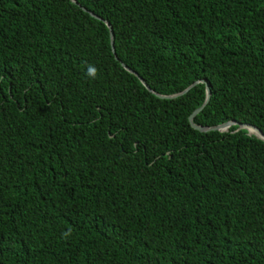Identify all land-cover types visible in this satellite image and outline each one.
<instances>
[{"label":"trees","instance_id":"obj_1","mask_svg":"<svg viewBox=\"0 0 264 264\" xmlns=\"http://www.w3.org/2000/svg\"><path fill=\"white\" fill-rule=\"evenodd\" d=\"M74 1L0 0V264H264V142L188 122L264 135V0Z\"/></svg>","mask_w":264,"mask_h":264},{"label":"water","instance_id":"obj_2","mask_svg":"<svg viewBox=\"0 0 264 264\" xmlns=\"http://www.w3.org/2000/svg\"><path fill=\"white\" fill-rule=\"evenodd\" d=\"M71 1L72 3H75L74 0H69ZM84 12H87V10L85 9H82ZM89 13V12H88ZM89 15L93 18H95L96 20H99V21H102V19H100L99 17H97L96 15L92 14V13H89ZM104 22V21H102ZM106 24V26L108 27L109 29V34H110V46H111V51L114 55V58L115 60L117 61V57L115 56V50H114V36H113V32H112V29H111V26L107 23V22H104ZM121 67L123 69H125L127 72L137 76L134 72H132L130 69H128L124 64L121 63ZM140 79V78H139ZM140 82L142 83V85L146 88V90L148 92H150L151 94H154L157 98L159 99H172V98H176L178 96H181L183 94H185L188 90L186 89L185 91L179 93V94H176V95H173V96H161V95H158V94H155L149 87L148 85L140 79ZM202 83H204L203 81H201ZM209 96H210V92H209V89L208 87H206V98H205V101L203 103V105L196 109L188 118V122H189V125L192 129L196 130V131H199V132H203V133H206V132H211V131H217V132H226L231 126H237V131L239 130H246L248 132L249 135H254L256 138H258L259 140L263 141L264 142V135L260 132V130H258L256 127L254 126H251V125H245V124H237L233 121L231 122H227L225 124H222V125H218V126H215V127H202V126H197L193 123V118L195 115H197L203 108L204 106L207 104L208 100H209Z\"/></svg>","mask_w":264,"mask_h":264},{"label":"clouds","instance_id":"obj_3","mask_svg":"<svg viewBox=\"0 0 264 264\" xmlns=\"http://www.w3.org/2000/svg\"><path fill=\"white\" fill-rule=\"evenodd\" d=\"M88 75L92 78H95L96 76V69L94 66H89L88 68Z\"/></svg>","mask_w":264,"mask_h":264}]
</instances>
